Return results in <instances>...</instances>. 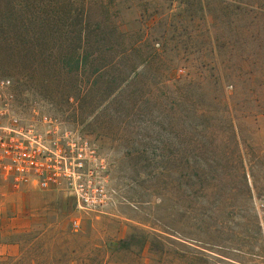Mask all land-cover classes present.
<instances>
[{
	"label": "rangeland",
	"instance_id": "1",
	"mask_svg": "<svg viewBox=\"0 0 264 264\" xmlns=\"http://www.w3.org/2000/svg\"><path fill=\"white\" fill-rule=\"evenodd\" d=\"M0 79L105 190L0 178V261L264 264V0H0Z\"/></svg>",
	"mask_w": 264,
	"mask_h": 264
},
{
	"label": "built area",
	"instance_id": "2",
	"mask_svg": "<svg viewBox=\"0 0 264 264\" xmlns=\"http://www.w3.org/2000/svg\"><path fill=\"white\" fill-rule=\"evenodd\" d=\"M14 103L12 81L0 79V178L16 189L68 191L81 209L96 204L105 190L95 179H86L84 137L75 140L69 128L47 115L41 120L43 131L24 127Z\"/></svg>",
	"mask_w": 264,
	"mask_h": 264
},
{
	"label": "trees",
	"instance_id": "3",
	"mask_svg": "<svg viewBox=\"0 0 264 264\" xmlns=\"http://www.w3.org/2000/svg\"><path fill=\"white\" fill-rule=\"evenodd\" d=\"M29 262L28 260L26 262V259L24 258H9L8 260L0 261V264H26V263L31 264Z\"/></svg>",
	"mask_w": 264,
	"mask_h": 264
}]
</instances>
